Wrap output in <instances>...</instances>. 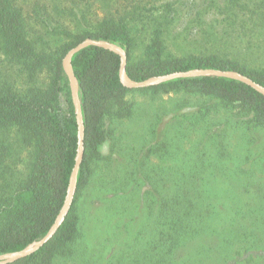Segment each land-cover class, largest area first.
Returning <instances> with one entry per match:
<instances>
[{"label":"trees","instance_id":"obj_1","mask_svg":"<svg viewBox=\"0 0 264 264\" xmlns=\"http://www.w3.org/2000/svg\"><path fill=\"white\" fill-rule=\"evenodd\" d=\"M226 1L253 16L264 9V0ZM134 9L104 14L95 23L81 11L74 31L61 23L51 28L62 37L48 50L28 38L16 0H0V54L10 67L20 66L16 78L0 74V253L42 238L66 198L78 153V123L63 58L84 39L122 47L127 75L135 82L215 68L237 71L264 86V66L242 61L232 51L238 45L214 28L201 30L202 40L185 36L171 44L153 32L136 55L132 23L141 21L142 13ZM72 64L85 123L73 204L42 248L0 264H67V257L81 256L86 206L90 212L115 208L108 222L123 238L113 264H264V95L241 81L211 75L129 88L120 78V56L96 45L74 54ZM43 70L49 80L39 85L36 77ZM23 78L28 84L22 86ZM135 91L150 92L152 98L174 94L181 101L151 113L137 131L139 142L132 144L137 156L126 152L115 158L113 164L124 169L97 180L111 122L133 117L140 108L128 100ZM133 161L136 169H130ZM111 182L112 196L98 195L108 194Z\"/></svg>","mask_w":264,"mask_h":264},{"label":"rangeland","instance_id":"obj_2","mask_svg":"<svg viewBox=\"0 0 264 264\" xmlns=\"http://www.w3.org/2000/svg\"><path fill=\"white\" fill-rule=\"evenodd\" d=\"M16 3L23 9L28 38L36 42L38 49L54 50L62 35L54 33L51 28H58L61 23L74 31L79 27L74 17L81 11H85L95 23L104 14L115 12L125 15L138 7L142 19L132 23V32L137 38L136 55L142 54L153 32L161 33L171 44L175 39L185 36L194 41L202 40L201 30L214 28L217 32L225 33L228 42L238 45L232 51L242 61L255 67L264 66V9L253 16L248 10L232 7L226 0H16ZM257 3L260 4V0ZM4 58L0 54V74L16 78L20 66L13 64L10 67V63ZM36 79L39 85L46 84L49 80L48 72H39ZM22 80V86L24 82L28 84V80ZM69 89L71 91L70 82ZM128 100L140 108L135 110L133 117L124 116L111 122L112 132L101 147L104 156L96 165L97 180L107 173L123 170L124 166H115L113 160L120 159L126 152L137 156L132 147L139 140L140 132L137 131L149 122L151 113L172 108L173 103L181 101V96L171 94L152 98L150 92L135 91L128 95ZM30 150L31 148H27L21 154L23 160L19 168L22 171L26 169ZM136 168L133 161L130 169ZM144 169L148 170L147 166ZM107 193L98 195L112 196L113 182L108 186ZM101 202L99 201L100 204ZM110 205L113 202L108 206ZM113 209V206L109 209L103 206L90 212V206H86L85 210L89 212L84 218V234L79 245L81 256L75 254L67 257V264H113L123 238L114 234L113 223L110 226L108 222L113 220ZM63 264H66L65 260Z\"/></svg>","mask_w":264,"mask_h":264},{"label":"water","instance_id":"obj_3","mask_svg":"<svg viewBox=\"0 0 264 264\" xmlns=\"http://www.w3.org/2000/svg\"><path fill=\"white\" fill-rule=\"evenodd\" d=\"M89 45H96L99 47H103L106 49H109L115 53H117L121 58V65H120V78L122 83L129 87V88H145L152 85H156L161 82L174 80L177 78L182 77H192V76H218V77H226L234 80L241 81L261 94L264 95V86L258 83L257 81L253 80L252 78L243 75L237 71L234 70H221V69H215V68H198V69H190L187 71H174L169 72L166 74L161 75H155L151 76L145 80L135 82L131 80L127 75V62H128V56L126 51L120 47L118 44L105 41V40H96L93 38H86L74 47H72L65 55L63 59V66L66 74L68 75L69 82H70V88H71V94H72V100L75 107V113H76V120L78 123V153L76 156V162L72 170L70 183L68 186V191L66 198L64 200V203L48 232L39 240L36 242L28 245L26 248L13 251V252H4L0 253V263H6L9 261H15L22 258H25L35 252H37L40 248H42L46 243H48L53 236L57 233L58 229L60 228L61 224L64 222L76 195L77 191V182H78V171L81 164V161L83 159V154L85 150V123H84V117H83V109H82V102L80 98L79 93V86L77 77L75 75V71L72 64V58L74 54H76L81 49L89 46Z\"/></svg>","mask_w":264,"mask_h":264}]
</instances>
